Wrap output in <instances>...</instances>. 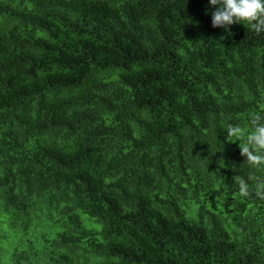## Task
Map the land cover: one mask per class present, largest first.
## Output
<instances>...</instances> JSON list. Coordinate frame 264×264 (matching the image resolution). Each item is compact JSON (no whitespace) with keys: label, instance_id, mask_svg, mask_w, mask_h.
Here are the masks:
<instances>
[{"label":"trees","instance_id":"16d2710c","mask_svg":"<svg viewBox=\"0 0 264 264\" xmlns=\"http://www.w3.org/2000/svg\"><path fill=\"white\" fill-rule=\"evenodd\" d=\"M215 7L0 0V264H264L226 130L264 109V33Z\"/></svg>","mask_w":264,"mask_h":264},{"label":"clouds","instance_id":"9594fccd","mask_svg":"<svg viewBox=\"0 0 264 264\" xmlns=\"http://www.w3.org/2000/svg\"><path fill=\"white\" fill-rule=\"evenodd\" d=\"M215 7L212 12V26L228 29L233 23H243L257 35L264 33V0H209ZM249 130L229 124L226 128L230 142L239 141L241 156L249 168L264 166V109L249 116ZM249 181L253 183L250 184ZM239 195L264 200V178L248 176L236 177ZM254 193V196H253Z\"/></svg>","mask_w":264,"mask_h":264}]
</instances>
